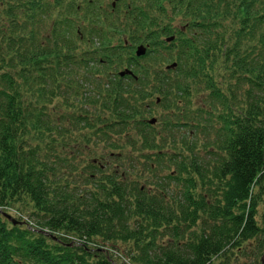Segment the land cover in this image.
Listing matches in <instances>:
<instances>
[{
  "label": "trees",
  "instance_id": "trees-1",
  "mask_svg": "<svg viewBox=\"0 0 264 264\" xmlns=\"http://www.w3.org/2000/svg\"><path fill=\"white\" fill-rule=\"evenodd\" d=\"M137 2L112 26L132 43L181 16L188 31L137 79L102 81L130 58L96 26L74 32L95 6L17 0L18 50L9 39L0 59V264H127L120 250L130 264H264V0ZM153 105L170 111L155 126ZM104 150L128 166L107 172Z\"/></svg>",
  "mask_w": 264,
  "mask_h": 264
},
{
  "label": "flooded vegetation",
  "instance_id": "flooded-vegetation-1",
  "mask_svg": "<svg viewBox=\"0 0 264 264\" xmlns=\"http://www.w3.org/2000/svg\"><path fill=\"white\" fill-rule=\"evenodd\" d=\"M79 3H83L84 4V0H78ZM90 5L95 6V9L97 10V12L99 13L98 16L95 18L94 16L88 17L87 19H81L80 17H78V21H76V30L74 32L81 34L82 31V27H81V23L84 25V29L86 31V38L88 41H90L89 39V35H88V31H90L89 29H87L86 27L89 26H96V32H99L102 36H101V40L102 42L99 43L98 45L101 46L103 49L107 48L106 43L107 40L110 38L111 36H115L117 40V33H120L121 30H114L112 28L113 25H120V24H124L126 23V19L123 18H118L119 17V13L122 14H127L126 10H131L136 9V3L138 4L137 0H88ZM54 3L55 0H51L49 3ZM142 3V2H141ZM140 3V4H141ZM17 0H0V59L4 56L5 50H6V46L5 43L9 42V39L11 41V48L12 50L15 52L16 50H18V48L14 47L13 43H12V39L15 41L16 39V32H13V29L15 27L14 24L17 23ZM118 6H121V10L118 12ZM127 7V9H126ZM117 11V12H115ZM115 16L117 18H115ZM187 28V24L185 25ZM10 27V28H9ZM88 30V31H87ZM180 31H182V29H180ZM187 29L185 31H182L184 33H187ZM178 34V33H177ZM177 34L176 37H177ZM107 35V36H104ZM157 35H162L163 39L166 40V38L172 36L171 32H169L168 34L164 33L161 34V32H155V36ZM47 36V33H46ZM49 36V35H48ZM83 39V36L82 38ZM87 41V42H88ZM5 42V43H4ZM135 43H132L131 41H127L124 40V43L120 45L119 42L117 43H112V47H119L124 48L126 50H124L127 53H131V51H133L136 54V50L139 47V45H134ZM150 44L151 42H149V44H147L150 48ZM152 44L158 45V46H154L153 47V51L154 52H162L163 48H169V44H161L160 40H157L156 42H153ZM78 51L80 49V42L78 43V47H77ZM121 51V50H119ZM135 54L131 55L129 58H135ZM136 59V58H135ZM127 62L128 58L125 59ZM124 60V61H125ZM119 71L121 70H115L112 72H109L110 75L115 76V75H119ZM120 76V75H119Z\"/></svg>",
  "mask_w": 264,
  "mask_h": 264
},
{
  "label": "rangeland",
  "instance_id": "rangeland-1",
  "mask_svg": "<svg viewBox=\"0 0 264 264\" xmlns=\"http://www.w3.org/2000/svg\"><path fill=\"white\" fill-rule=\"evenodd\" d=\"M51 0H46V2L47 3H49ZM72 20H74V23H76V21H78V16H74V18L72 19ZM186 23L187 22H185V20H184V18L181 16L180 18H175V19H173V21H172V31H171V35H175V34H177V32L180 30V29H182V28H184V27H186L185 25H186ZM77 25V24H76ZM75 25V26H76ZM76 30V29H75ZM114 30H121V32H122V29H114ZM160 30H156V33L157 32H159ZM121 32L120 33H117V40L118 41H114V43H117V42H119L120 43V45L121 44H123L124 43V40H126V38L125 37H123V36H121ZM167 39V38H166ZM157 40H160L161 41V44L162 45H164V44H166V43H164L165 42V40L163 39V37H162V35L161 36H159V35H157V37H155L153 40H150L149 42H151V44H150V46H151V48H153L154 46H156L155 44H152L153 42H156ZM128 41V40H127ZM149 42L148 43H146V42H137L136 44L137 45H139V48L140 47H144V48H146L147 49V44H149ZM136 44H134V45H136ZM158 46V45H157ZM138 48V49H139ZM167 49V48H166ZM166 49H164L163 48V53L166 51ZM138 51V50H137ZM154 52V51H153ZM147 53L148 52H146V54L145 55H142V56H138L137 55V52H136V54L133 52V51H131V53H128L129 54V57L131 56V55H133V54H135V58H130L129 59V62H127L126 60L125 61H123V63H122V65L120 64L119 65V67H118V69H115V70H121V71H119V72H126V71H129V72H132L135 76H137V74L134 72V71H136L137 69H139V68H141V67H144L145 65H146V55H147ZM159 53H161V52H154V53H152V52H150V54H149V56H150V58H154V57H156L157 55H155V54H159ZM167 66H169V64H167V63H159V64H156V66H154L155 68L157 67L158 69H167L166 67ZM115 70H113V69H111V68H109V67H105V66H101V68H100V71L99 72H101L102 74H104V75H101V74H99V75H97L102 81H106L109 77L108 76H112V75H110L109 74V72H112V71H115ZM96 72V71H95ZM105 73H107V76H106V74ZM107 77V78H106ZM149 113H150V115H149V119H151V118H153V117H156V118H160V117H162V116H167V115H169V113H170V111L169 110H165V109H163L162 107H159V106H151V107H149ZM201 138H204V137H202V136H200ZM199 137V138H200ZM199 145H201V144H199ZM102 146V145H101ZM103 147V146H102ZM99 149H101V148H99ZM106 153H110V150H104ZM121 152V151H120ZM130 152V150L129 149H127L126 150V153H129ZM129 154H133V153H129ZM114 155H119V152H113V153H110V157H108L105 161H104V165L105 166H107V172H111V171H113V169L114 168H116V169H118L119 171L120 170H123L124 168H126L128 165H127V163H126V161H128V160H121V161H117L116 160V158H114ZM118 158H121V157H118ZM166 162H168V157H166ZM90 161V160H89ZM82 166V165H81ZM105 166H102L103 168L105 167ZM80 170H81V167L79 168ZM174 172V167L173 168H165L163 171H161L160 172V176L161 177H163V178H167V176H169L170 174H172ZM137 174H139V175H142V182H145V180H152V174H149V173H146V172H143V170L141 169V168H139V170L137 171ZM77 176H78V174H77ZM170 189L171 190H176L177 189V184L176 183H172L171 184V187H170ZM9 214L14 218V219H17L18 218V216H20V215H25V217L29 220H32V218H31V216H30V213L29 212H25V211H23V210H21V209H19L18 207H13V208H10L9 209ZM33 228H35V226H32ZM119 256H122V257H124L125 258V252L124 251H120V254H116V257H119Z\"/></svg>",
  "mask_w": 264,
  "mask_h": 264
},
{
  "label": "water",
  "instance_id": "water-1",
  "mask_svg": "<svg viewBox=\"0 0 264 264\" xmlns=\"http://www.w3.org/2000/svg\"><path fill=\"white\" fill-rule=\"evenodd\" d=\"M174 40H175V37L172 36V37H170V38L167 39V42L171 43V42H173ZM146 52H147V49H146V48H144V47H140V48L138 49V51H137V55H138V56H142V55H145ZM176 67H177V64H173V65L168 66L167 69H168V70H170V69H175ZM132 74H133L132 72L126 71V72H121V73H120V76H121V77H124V76H126V75H132ZM160 101H161V100L158 99V100H157V103H160ZM148 122H149V124H151V125H156V124L158 123V119H157V118H152V119H150ZM4 216H5L9 221H11L13 224H15V225H17V224L21 225V224H22L21 222H18L17 220H15V219H14L11 215H9V214H4Z\"/></svg>",
  "mask_w": 264,
  "mask_h": 264
}]
</instances>
